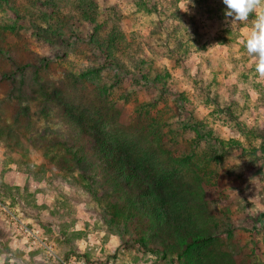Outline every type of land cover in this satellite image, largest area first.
Instances as JSON below:
<instances>
[{
    "label": "rangeland",
    "instance_id": "obj_1",
    "mask_svg": "<svg viewBox=\"0 0 264 264\" xmlns=\"http://www.w3.org/2000/svg\"><path fill=\"white\" fill-rule=\"evenodd\" d=\"M225 9L0 0V264H264V77L244 46L264 0L235 29ZM66 111L185 200L187 235L112 210L125 183Z\"/></svg>",
    "mask_w": 264,
    "mask_h": 264
},
{
    "label": "trees",
    "instance_id": "obj_2",
    "mask_svg": "<svg viewBox=\"0 0 264 264\" xmlns=\"http://www.w3.org/2000/svg\"><path fill=\"white\" fill-rule=\"evenodd\" d=\"M92 20L95 22V19ZM101 30L102 26L97 27L96 33ZM115 32L111 31V33L108 34L110 37V46L113 45L114 40L117 39L116 36L118 37L119 32L117 35ZM56 34L57 33L54 30L51 35ZM95 42L100 45L102 44L99 39ZM93 74H95L94 71H88L85 75L91 76ZM159 76L160 75L155 78L156 82L157 80L161 81ZM66 114V122L75 126L81 132L93 136V145L94 148H96V153L94 154H96V156L97 154L102 155L103 159L107 162L106 169L112 172L111 176L114 175V178H117L125 183L123 192L127 194L126 196L128 198H121L117 204L115 203L114 208L109 206L110 209L112 208V210H117V208L120 207L123 209V212H126L127 214L141 212L139 219H141V222L146 225L145 233L150 234V239L154 238L152 235L153 232L160 230L163 225H167L169 231L173 229L175 234H188L189 228L187 227L185 220L187 218L184 216L185 209L187 208V203L184 202L185 200L183 201L179 199L177 203L175 202V204L172 205L168 203L165 191L162 188L150 183L147 178L148 170L143 164L139 163L140 169H138L133 163L131 164L127 160L126 155L121 154L118 149L108 143V140L102 135L100 127L95 126V128H91L88 123L83 122L80 117L76 116L72 112L66 111ZM83 159H85V157ZM100 166L102 167L101 163ZM178 192L179 194L185 193L184 190H178ZM171 194L172 191L171 193H168V196H171ZM192 232L195 231L193 230ZM205 238L206 237L203 235L192 237L189 239L186 249H192L205 240Z\"/></svg>",
    "mask_w": 264,
    "mask_h": 264
},
{
    "label": "clouds",
    "instance_id": "obj_3",
    "mask_svg": "<svg viewBox=\"0 0 264 264\" xmlns=\"http://www.w3.org/2000/svg\"><path fill=\"white\" fill-rule=\"evenodd\" d=\"M222 3L226 6L225 23L230 29H235L241 22L248 21L250 14L260 4V0H222ZM252 25L244 46L257 61L255 71L264 77V12L255 16Z\"/></svg>",
    "mask_w": 264,
    "mask_h": 264
}]
</instances>
